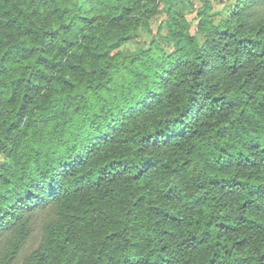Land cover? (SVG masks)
I'll return each instance as SVG.
<instances>
[{
  "label": "trees",
  "instance_id": "trees-1",
  "mask_svg": "<svg viewBox=\"0 0 264 264\" xmlns=\"http://www.w3.org/2000/svg\"><path fill=\"white\" fill-rule=\"evenodd\" d=\"M225 1L0 0V264H264V0Z\"/></svg>",
  "mask_w": 264,
  "mask_h": 264
},
{
  "label": "rangeland",
  "instance_id": "rangeland-1",
  "mask_svg": "<svg viewBox=\"0 0 264 264\" xmlns=\"http://www.w3.org/2000/svg\"><path fill=\"white\" fill-rule=\"evenodd\" d=\"M181 1V0H180ZM203 0H183L182 3H178V6L181 10H183L186 13V17L192 21V23L196 22L195 19V9L199 6H201ZM225 1V0H224ZM223 1V2H224ZM219 2L218 0H212L213 7L215 9H221L223 4L226 2ZM163 3H161V6ZM165 15L164 12L157 13L153 18L150 19V25H151V31H148L145 28H140L138 30V35L136 38L126 42L122 46V51H133L136 50L142 46H145L147 43H149L150 38H156V32L157 28L160 24V22L164 19ZM1 159V158H0ZM43 217V214H38V223H40L41 219ZM39 235L37 233H34L33 236L27 241L24 252H29L34 247H36L38 243Z\"/></svg>",
  "mask_w": 264,
  "mask_h": 264
}]
</instances>
